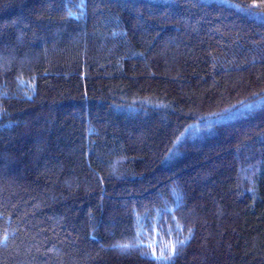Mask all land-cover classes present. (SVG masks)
Wrapping results in <instances>:
<instances>
[{
	"label": "trees",
	"instance_id": "1",
	"mask_svg": "<svg viewBox=\"0 0 264 264\" xmlns=\"http://www.w3.org/2000/svg\"><path fill=\"white\" fill-rule=\"evenodd\" d=\"M0 264H264V0H0Z\"/></svg>",
	"mask_w": 264,
	"mask_h": 264
},
{
	"label": "snow or ice",
	"instance_id": "2",
	"mask_svg": "<svg viewBox=\"0 0 264 264\" xmlns=\"http://www.w3.org/2000/svg\"><path fill=\"white\" fill-rule=\"evenodd\" d=\"M233 6H234V7H238V6H236V5H233ZM238 10H242V9H239V8H238ZM161 230H162V229H161ZM184 243H185V241L181 240V241H178L177 244H174V245L172 246V249H171V252H170V257H169V259L172 258V257H174V256L176 255V247L179 246V245H183ZM120 247H122V248H127L128 246H127V245H122V246H120ZM149 258L154 259V260H157V261L165 260V257H163L162 254H161V256L157 257V256L155 255V253H152V254L150 255Z\"/></svg>",
	"mask_w": 264,
	"mask_h": 264
}]
</instances>
